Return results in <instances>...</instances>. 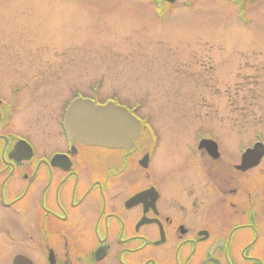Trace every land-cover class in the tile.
<instances>
[{
  "label": "flooded vegetation",
  "instance_id": "1",
  "mask_svg": "<svg viewBox=\"0 0 264 264\" xmlns=\"http://www.w3.org/2000/svg\"><path fill=\"white\" fill-rule=\"evenodd\" d=\"M199 2L149 5L162 21ZM231 2L243 26L253 23L249 14H264V0ZM2 46L8 70L0 75V264L18 256L17 264H264V153L257 150L264 135L229 133L240 121L260 119L258 75L240 70L256 62L240 60L227 72L218 65L214 87V66L205 62L218 60L179 56L191 66L202 62L192 74L216 101L196 104L210 125L169 135L161 111H174V103L166 109L128 97L113 86L122 70L69 77L71 61L47 56L45 43ZM8 77L14 83L5 84ZM80 100L127 109L140 122L139 136L121 148L70 137L65 116ZM226 110L233 115L226 118Z\"/></svg>",
  "mask_w": 264,
  "mask_h": 264
},
{
  "label": "rangeland",
  "instance_id": "2",
  "mask_svg": "<svg viewBox=\"0 0 264 264\" xmlns=\"http://www.w3.org/2000/svg\"><path fill=\"white\" fill-rule=\"evenodd\" d=\"M232 7L235 4L229 0H200L191 9L168 12L160 21L149 0H0V55L7 53L2 45L10 41L45 43L47 56L60 55L71 61L68 68L65 63L69 77L84 72L113 76L115 70H122L113 86L123 89L128 97L159 102L166 109L174 103V111H161L169 135L174 131L193 135L199 126L210 125L211 117L205 119L207 112L196 104L204 102V97L216 101L213 95H206L201 79L192 74L200 70L202 62L191 66L178 61L179 56L204 60L208 55L212 59L207 62L218 60L220 63L205 62V67L214 66L208 72L216 81L214 87L219 85L218 65L227 72L235 62L254 61L255 69L242 65L240 70L258 75L259 106L255 111L260 119L247 126L245 120L240 121L229 133L264 135V14H249L253 23L243 26L234 19ZM188 66L193 67L190 72L184 70ZM6 70L7 64L1 62L0 75ZM12 83V77L6 78L5 84ZM224 84L234 86V78ZM225 115L228 118L233 113L226 110Z\"/></svg>",
  "mask_w": 264,
  "mask_h": 264
},
{
  "label": "water",
  "instance_id": "3",
  "mask_svg": "<svg viewBox=\"0 0 264 264\" xmlns=\"http://www.w3.org/2000/svg\"><path fill=\"white\" fill-rule=\"evenodd\" d=\"M68 116L67 129L70 135L86 144L128 147L139 134L138 120L128 111L111 105L95 106L91 102L80 100L71 107ZM261 148L264 153L262 144L257 150ZM251 152L252 150L245 152L243 165H249Z\"/></svg>",
  "mask_w": 264,
  "mask_h": 264
}]
</instances>
